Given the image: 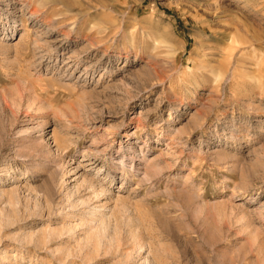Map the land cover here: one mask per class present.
I'll return each mask as SVG.
<instances>
[{"label": "rangeland", "instance_id": "rangeland-1", "mask_svg": "<svg viewBox=\"0 0 264 264\" xmlns=\"http://www.w3.org/2000/svg\"><path fill=\"white\" fill-rule=\"evenodd\" d=\"M249 1L0 0V264H264Z\"/></svg>", "mask_w": 264, "mask_h": 264}, {"label": "bare ground", "instance_id": "bare-ground-1", "mask_svg": "<svg viewBox=\"0 0 264 264\" xmlns=\"http://www.w3.org/2000/svg\"><path fill=\"white\" fill-rule=\"evenodd\" d=\"M245 2L249 3L250 1L249 0H244ZM254 1V0H253ZM262 1V4H264V0H261Z\"/></svg>", "mask_w": 264, "mask_h": 264}]
</instances>
